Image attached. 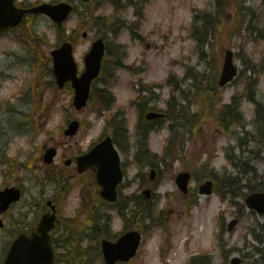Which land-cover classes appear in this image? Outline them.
I'll use <instances>...</instances> for the list:
<instances>
[{
	"label": "rangeland",
	"instance_id": "obj_1",
	"mask_svg": "<svg viewBox=\"0 0 264 264\" xmlns=\"http://www.w3.org/2000/svg\"><path fill=\"white\" fill-rule=\"evenodd\" d=\"M29 1L35 3L40 0ZM102 2L103 0H97L87 8L82 0H75L73 4L77 8L76 13L61 31L45 17L32 18L26 20L20 30L13 35L0 39V71L5 72L0 79V97H7L10 93L22 89L18 96L21 99V111L27 112L26 116L14 117L11 113L0 116V191L6 187L22 186L25 193L23 200L8 216L6 215L7 217L5 216L8 229L0 231V264L16 229L30 228L44 211L41 206L45 196L55 197V203L61 212V224L57 233L64 237V241L72 233L80 232L83 228L86 231L90 224H98L99 222H94L95 219L104 213L110 217L112 228L111 232L103 233L104 236L112 237L113 233L117 235V232L122 231L123 224L138 226L145 234V245L132 264H177L180 261H187L188 255L198 251L210 253L211 264H233L235 260H240V264H264L262 229L264 219L248 210L244 204L247 194L253 190L264 189V129L248 137L245 128H239L235 123L233 125L230 122L228 128L222 127L217 119L216 110L208 106L204 95L201 93L196 99L197 94L193 91L196 79L204 86L203 88L207 87L209 74L215 68L221 71L225 52L233 50L242 77L231 86L218 91L220 105L217 111L224 103H229L235 94L237 100L245 96L248 86L245 88L244 85L247 79L254 81L259 78L255 90L258 100L264 105V10L261 1L250 0L245 4L246 8L253 7L254 10V14L248 18L247 12L239 15L235 12L232 19L230 10V18L223 20L226 27L220 28L219 36L209 35L208 44L203 47L199 43L196 44L194 31L189 30V27L194 18H202L203 11L205 14L208 12L207 9L213 10L215 0H141L145 3V17L140 23H137L134 16L135 7L128 6L124 17L136 24L139 33L145 38L144 43L133 40L128 27L119 29V26L104 25L102 21L96 26V20L91 12ZM122 4L127 5L125 1H122ZM94 12L109 15L115 12V8L108 0L105 6ZM251 26L255 30H249ZM35 29L39 33L35 40L36 44L33 41ZM86 32L88 37L84 39L83 34ZM41 37L44 41L40 39ZM98 37H103L107 44L103 73L107 75L111 69L115 72L111 77L114 81L110 80L111 84L106 88L116 94L119 101L117 107L127 111L132 137L137 127V112L130 108L129 103L138 95L139 79L149 84L164 81L170 72L177 75L172 80L177 81L179 91L170 87L167 91H153L161 100L154 108L165 110L163 101L167 100V103H170L171 99L168 98L170 91L172 97H175L174 103L185 106L188 101L192 102L191 113L198 114L197 134L191 141L185 143L186 139H190L189 136L175 128L180 137L178 138L180 146L183 145L180 160L174 164L172 179L162 180L159 185L158 193L167 195L160 196L152 217L148 219L143 216L142 211L148 208L152 210L156 197L150 201L139 202L136 195L134 196L139 190L140 182L136 179L139 171L142 176L144 175L142 182H149L150 178L147 172L149 166L140 169L133 162L134 151L127 154L126 158L123 156L127 161L128 179L122 191L124 195L122 203L116 208L103 207L100 211H90L92 204L90 194L95 188L93 182L89 180L81 185H85V201L81 200L80 188L73 190V187L77 186L73 179L79 178L80 175L63 162L64 158H74L85 149L89 141L97 137L103 123L109 119L107 116L110 112H105L100 118L95 112L96 109L101 110L98 103L88 109L89 111L77 112L72 107V93L69 90H59L55 85L50 55L55 47L67 39L74 47L76 46L75 58L79 67H82L84 55L90 44ZM116 42L129 47L124 49L123 56L114 48ZM10 50L23 57L22 65L16 66L14 62L17 60L9 59L6 51ZM174 61L179 63L172 67ZM117 65L142 66L144 71L141 75L134 76L133 74L139 70H134L133 73L126 70L116 71ZM250 68L254 70H249ZM217 71L213 73L214 76ZM184 79L189 80L185 82ZM31 88L36 90V95ZM183 92L188 99L185 103L179 95ZM149 97V94L143 93V99ZM214 97L215 91L210 94V99ZM26 99L35 103L33 110L36 114L32 115L31 107L24 102ZM257 111L256 106L243 101L238 114L245 127L264 115V110L261 109L260 114ZM70 118L85 120L91 125L81 127L75 138L67 139L63 129L67 127V120ZM260 122L264 125V117ZM167 125L171 129V126ZM167 125L159 126L151 136V150L158 155L166 145L170 133L167 131ZM249 130L252 133V129ZM104 133H110L109 127ZM57 146L60 149L56 162L61 165L45 166L42 162L45 150ZM256 152L259 153V158ZM193 154L194 160L196 156H200L199 171L206 167L213 173L211 177L215 182L216 194L209 198L198 196L197 207L191 209L190 201L185 203L182 199H175L179 197L175 196L179 191L174 176L183 171L186 162L192 161ZM203 161H208V164L201 166ZM165 176L167 177V175L162 177ZM192 185L193 188L196 187V183ZM134 199L138 204L136 209L132 205ZM170 200L173 214L169 208ZM79 202H83V205ZM85 203L87 208L84 207ZM128 206L134 209V217L125 221L123 213L128 216L125 212ZM220 218L224 224L222 236L217 235ZM235 220L238 221V225L232 232H228L229 224ZM91 231L92 229L76 235L78 262L102 264L100 232L97 230V235H94ZM63 246L65 252L68 243L63 242ZM164 252L166 256L162 258Z\"/></svg>",
	"mask_w": 264,
	"mask_h": 264
},
{
	"label": "water",
	"instance_id": "obj_2",
	"mask_svg": "<svg viewBox=\"0 0 264 264\" xmlns=\"http://www.w3.org/2000/svg\"><path fill=\"white\" fill-rule=\"evenodd\" d=\"M88 1V0H85ZM14 0H0V29L5 27H11L17 25L25 11H14ZM72 8L67 4L59 5H42L40 7L29 10V13L33 14H45L50 17L56 24L61 25L71 13ZM105 48L102 41L94 43L91 52L85 59L86 71L80 79L77 77L78 67L72 56V47L69 44H64L60 49L53 53L54 57V74L57 78L58 85L62 88L68 81L73 83L76 89L75 104L77 109H82L89 98V90L92 81L99 75L102 58L104 56ZM237 75V68L234 66V54L228 51L225 56L223 70L220 78V85L225 86L233 80ZM153 115V114H152ZM156 116V115H153ZM77 124H74L72 128H75ZM107 156L112 160H117L118 155L114 151L110 142H106ZM53 153V152H52ZM92 155V161L94 158ZM51 161V160H50ZM103 164L105 168L112 167L114 171L117 169V162ZM190 180L189 174L180 175L178 178L179 187L186 192V187ZM212 183H207L202 192L206 194L212 193ZM111 192V187L106 186V190L103 195L107 196ZM6 198V203L18 200V192L8 191L3 194L2 199ZM246 204L250 209L256 210L260 215H264V193L254 194L248 197ZM55 217L54 215H46L40 225L39 231L42 234H48V232L54 227ZM49 242L46 236L42 243ZM139 245V236L137 233L129 234L122 239L118 244H111L104 242V255L108 264H115L117 261H127L136 254ZM29 246H24L21 249L27 250Z\"/></svg>",
	"mask_w": 264,
	"mask_h": 264
},
{
	"label": "trees",
	"instance_id": "obj_3",
	"mask_svg": "<svg viewBox=\"0 0 264 264\" xmlns=\"http://www.w3.org/2000/svg\"><path fill=\"white\" fill-rule=\"evenodd\" d=\"M264 2V0H263ZM247 3V0H243L240 2V0H216V12L215 14L212 15V13H202V18L197 17L198 21L197 23L194 22L193 26V37L194 40H196L201 47L205 46L208 44V36H219L218 33L221 31L220 28L226 27V25L223 23V20L225 21L226 19L230 18V13L229 11L231 10L232 12V19L233 15L235 14H241L243 12H247V16H251L254 14V12L250 8H246L245 4ZM198 25V26H197ZM218 68L213 69V71L209 74V77L207 79L209 89L217 86V79L219 75V71H217ZM216 75L214 76L213 73L216 72ZM197 76V74H196ZM196 76L194 77L196 79ZM195 81L198 82L196 79ZM201 88L202 84L198 82V90L199 94H201ZM108 103V102H107ZM225 109L220 111L219 116L217 119L221 124L224 123L223 121V113ZM204 174V173H202Z\"/></svg>",
	"mask_w": 264,
	"mask_h": 264
},
{
	"label": "flooded vegetation",
	"instance_id": "obj_4",
	"mask_svg": "<svg viewBox=\"0 0 264 264\" xmlns=\"http://www.w3.org/2000/svg\"><path fill=\"white\" fill-rule=\"evenodd\" d=\"M4 35V33L3 32H0V36H3Z\"/></svg>",
	"mask_w": 264,
	"mask_h": 264
}]
</instances>
